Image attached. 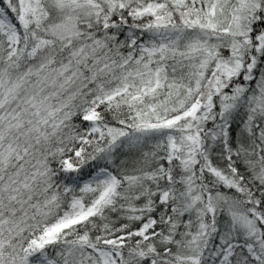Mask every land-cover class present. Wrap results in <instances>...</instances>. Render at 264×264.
<instances>
[{"label": "snow or ice", "instance_id": "1", "mask_svg": "<svg viewBox=\"0 0 264 264\" xmlns=\"http://www.w3.org/2000/svg\"><path fill=\"white\" fill-rule=\"evenodd\" d=\"M0 264H264V0H0Z\"/></svg>", "mask_w": 264, "mask_h": 264}]
</instances>
